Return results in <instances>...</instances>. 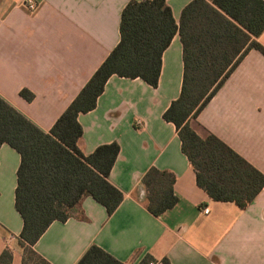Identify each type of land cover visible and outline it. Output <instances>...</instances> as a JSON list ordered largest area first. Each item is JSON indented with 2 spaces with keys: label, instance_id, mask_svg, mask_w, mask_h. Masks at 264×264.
Masks as SVG:
<instances>
[{
  "label": "crops",
  "instance_id": "1",
  "mask_svg": "<svg viewBox=\"0 0 264 264\" xmlns=\"http://www.w3.org/2000/svg\"><path fill=\"white\" fill-rule=\"evenodd\" d=\"M128 1L34 0L36 7L29 9L24 0H0V97L48 132L118 43L120 14ZM190 1L166 0L177 24ZM257 41L264 46V31ZM182 72L176 33L162 53L156 87L114 74L96 106L78 114L84 154L100 144L119 145L109 181L123 199L108 215L87 196L81 218L52 222L33 246L49 263L75 264L95 244L127 264L146 258H167L170 264H264V186L245 209L212 200L197 185L174 124L162 118L179 95ZM21 89L33 98H22ZM190 123L200 136L214 134L264 174V56L248 50ZM18 164L17 151L2 144L0 254L9 246L11 264L22 261V219L14 205ZM152 166L175 176L177 201L159 216L146 209L141 185Z\"/></svg>",
  "mask_w": 264,
  "mask_h": 264
},
{
  "label": "trees",
  "instance_id": "2",
  "mask_svg": "<svg viewBox=\"0 0 264 264\" xmlns=\"http://www.w3.org/2000/svg\"><path fill=\"white\" fill-rule=\"evenodd\" d=\"M263 31L264 0H191L182 8L178 24L166 0H129L120 14L118 43L48 132L0 97V146L7 144L19 154L14 205L22 219L21 264H51L34 250V244L52 222L81 218L85 197L100 203L108 215L121 203L122 192L109 181L119 145L100 144L84 154L77 116L96 106L114 74L140 78L156 87L162 53L176 33L182 47V82L162 118L174 124L197 185L212 200L234 202L245 209L264 186V174L214 134L200 136L190 121L248 50L264 56V46L257 41ZM19 94L25 100L33 98L27 89ZM174 181L173 173L154 166L143 174L145 207L153 216L176 203ZM11 259L12 250L6 245L0 264H11ZM162 262L170 264L167 258ZM75 264L127 263L93 244Z\"/></svg>",
  "mask_w": 264,
  "mask_h": 264
},
{
  "label": "built area",
  "instance_id": "3",
  "mask_svg": "<svg viewBox=\"0 0 264 264\" xmlns=\"http://www.w3.org/2000/svg\"><path fill=\"white\" fill-rule=\"evenodd\" d=\"M25 4L29 9H34L36 7V3L34 0H24ZM204 213L208 212V209L205 207L202 209ZM147 264H163V262H154V261H149Z\"/></svg>",
  "mask_w": 264,
  "mask_h": 264
}]
</instances>
